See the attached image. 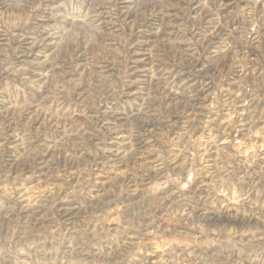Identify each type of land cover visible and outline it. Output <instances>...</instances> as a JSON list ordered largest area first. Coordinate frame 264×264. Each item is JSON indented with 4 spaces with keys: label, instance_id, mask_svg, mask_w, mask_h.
<instances>
[{
    "label": "rangeland",
    "instance_id": "rangeland-1",
    "mask_svg": "<svg viewBox=\"0 0 264 264\" xmlns=\"http://www.w3.org/2000/svg\"><path fill=\"white\" fill-rule=\"evenodd\" d=\"M0 264H264V0H0Z\"/></svg>",
    "mask_w": 264,
    "mask_h": 264
},
{
    "label": "bare ground",
    "instance_id": "bare-ground-1",
    "mask_svg": "<svg viewBox=\"0 0 264 264\" xmlns=\"http://www.w3.org/2000/svg\"><path fill=\"white\" fill-rule=\"evenodd\" d=\"M165 8V7H164ZM215 37V36H214ZM26 49V48H25ZM28 54V53H27ZM191 108V107H190ZM242 219V218H241ZM242 221V220H241ZM244 221V220H243Z\"/></svg>",
    "mask_w": 264,
    "mask_h": 264
}]
</instances>
